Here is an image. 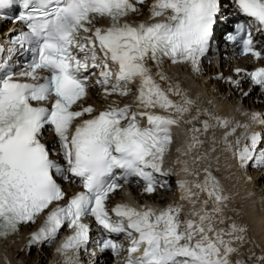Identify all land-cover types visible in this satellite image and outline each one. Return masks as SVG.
Wrapping results in <instances>:
<instances>
[{
	"label": "snow or ice",
	"instance_id": "1",
	"mask_svg": "<svg viewBox=\"0 0 264 264\" xmlns=\"http://www.w3.org/2000/svg\"><path fill=\"white\" fill-rule=\"evenodd\" d=\"M232 2L250 19L236 23L228 39L240 45L241 54L259 58L261 52L252 29L264 33V0ZM16 3L0 0V19ZM144 3L19 0L23 11L14 19L24 23L27 30H21L11 42L22 48L27 45L31 59L19 73L13 65L0 61V239L44 214L29 245L54 241L67 226L73 230L72 235L57 251L65 256L64 264H79L78 255L68 253L78 254L87 247L91 228L84 218L93 217L107 234L97 242L101 252L119 255L124 249L111 234H123L129 241L125 264H248L251 256L237 258L247 242V227L225 212L229 197L210 167H204L203 180L177 181L180 199L191 205L184 219L181 214L185 206L179 203L164 208L128 203H118L110 210L107 207L110 194L122 187L121 181L131 183L139 178L144 183L143 193L148 195L169 186V180L161 177L171 176L165 158L173 142V126L181 122L193 125L188 129L192 135L185 142V154H191L197 145L205 143L198 134L230 124L227 118L197 105L163 70L165 60L170 59L173 63L190 62L195 71H200V59L209 51L222 0H152L148 10L149 20L154 22L130 23L126 18L139 13L138 5ZM101 18L108 19L107 27L95 26ZM3 51L0 46V53ZM90 68L100 69L95 83L103 89L105 98L113 94L128 96L130 86L138 80L137 110L112 101L104 111L76 123L77 118L95 111L91 105L73 108L88 95ZM247 75L254 84L264 86V67ZM52 97L54 101L47 106L44 102ZM157 109L175 114H159ZM202 114L206 118L197 128L194 122ZM145 118L147 124L142 125L140 121ZM251 119L264 125V113L253 112ZM46 130L54 132L58 149L43 142ZM235 130L232 128V132ZM228 135L224 134V142L239 157L241 166L252 161L255 166H264V148L257 154L258 146L264 143V130L250 135L246 132L244 138L250 144L242 147L228 143ZM211 142L210 151H215V133ZM240 144L237 138L235 145ZM54 151L63 154L67 167L53 157ZM203 158L193 156L192 165ZM181 163L182 172L199 176L187 160ZM73 177L79 178L83 190L61 203L67 193L60 181ZM201 194L206 198L201 200ZM228 220L231 223L226 228L218 227ZM256 260L264 264V254Z\"/></svg>",
	"mask_w": 264,
	"mask_h": 264
},
{
	"label": "bare ground",
	"instance_id": "2",
	"mask_svg": "<svg viewBox=\"0 0 264 264\" xmlns=\"http://www.w3.org/2000/svg\"><path fill=\"white\" fill-rule=\"evenodd\" d=\"M151 2L152 0H145L143 5H138L140 12L130 14L126 19L130 23H137L139 21L151 23L152 21L149 20L150 12L148 10ZM99 21L103 23L104 19H100ZM6 31L7 28L3 29L0 25V36L5 35ZM263 56L264 53L261 52L260 58L262 60H259V63H264ZM250 63L251 61L248 57L241 56L236 60H220L218 62L220 67L218 71L212 66L202 64L198 72L192 68L191 63L169 62L163 65L164 72L171 77L173 82L179 83L181 88L197 102V105L211 110L217 116L227 118L230 124L227 128L216 127L208 133L198 134L205 141L204 145L202 147L197 145L191 154H185V142L192 135L188 129L193 125L181 122L185 132L184 138L180 142L174 143L173 148L168 152L171 155V159L167 165L169 166V164L172 165L174 163V172L178 174L175 177L170 176L171 183H169L168 188L173 191V195L171 197L165 196L164 193H161L163 192L162 190L156 195H144L136 185L131 186V190L134 193H138L141 203H146L156 208H164L169 204H184V212L181 214V218L184 219L191 205L187 201L180 199L181 190L179 184L175 183V180L176 178H179V180H203L205 175L203 171L204 167H210L213 175L223 185L224 194L229 197V200L226 202L225 212L246 225L248 230L247 242L241 247L237 258H248L251 256L248 259V264H257L256 257L264 254V166H255L254 161L250 162L247 166H241L239 157L233 155V149L228 148L223 139L225 133H230L227 137L228 143L233 144L234 147H242L248 142L244 138L246 132L250 135L252 131L264 127V125L251 119L253 112L262 113L264 109L261 93H258V88L249 89V83L245 76L236 72L238 68H251ZM153 71H155L154 66ZM229 77L240 81L239 85L231 83L228 79ZM136 83L138 85L139 81L137 80ZM131 86L134 87L133 85ZM245 93H248V95L245 96ZM137 95V87L132 88V91L126 97L111 95L105 98L103 90L92 91L86 104L91 105L95 111L89 114L87 118H91L96 112L108 108L112 101H116L121 107L124 104L132 105L133 110H137L135 107ZM171 98L174 100L179 99V97L174 96ZM156 111L159 114L165 113L160 109ZM167 114L174 115L175 113L170 111ZM192 114H195L194 110ZM205 118L202 114L200 120L194 122L195 127H202L201 121ZM79 122H82V119L76 121V123ZM243 125H249V127L245 129ZM232 128L236 129L235 132H232ZM213 133L216 136L215 151H210L213 147L211 142ZM237 138L241 141L239 146L235 145ZM178 148L181 151H177ZM206 153H210V155H205ZM196 155L203 156L204 158L199 160L196 165H192V157ZM166 158L168 157L166 156ZM184 160L189 162L190 167L199 171V176L181 171L183 166L181 161ZM111 197L115 198L114 201H118V199L123 197V194L121 191H117ZM204 198H206L205 195L201 194L200 199ZM230 223L231 220H228L224 225H218V227L226 228ZM34 229L35 225L33 224L22 225L16 233L12 234L5 241L0 242V264H64L65 256L58 252L54 248V245L52 246V253H50L51 249L47 248L45 244L40 246V250L37 253L31 250L36 245H29L26 241L30 238V233ZM253 252L255 253L254 256L251 255ZM46 256H48V259L45 261ZM85 262L87 264H99L94 258H88Z\"/></svg>",
	"mask_w": 264,
	"mask_h": 264
},
{
	"label": "rangeland",
	"instance_id": "3",
	"mask_svg": "<svg viewBox=\"0 0 264 264\" xmlns=\"http://www.w3.org/2000/svg\"><path fill=\"white\" fill-rule=\"evenodd\" d=\"M2 28H6V26H2ZM221 75H222V73L220 74V77H221ZM240 102H241V100H240ZM263 104H264V102H263ZM173 148V145H171L170 146V148H169V151L168 152H170L171 151V149ZM166 156L168 157V158H166V163L168 164V161L171 159V155L170 154H168V153H166ZM170 165V164H169ZM170 177H169V183H171V181H170ZM169 187V186H168ZM168 187H166V188H162L161 190L163 191V192H161V193H164L165 194V196H170L171 197V195H173L172 193H173V191L172 190H169V188ZM171 191V192H170ZM122 193V192H121ZM154 195V194H153ZM155 195H156V193H155ZM113 199H115V198H113ZM160 205V204H159ZM158 205V206H159ZM46 245V247L47 248H49V249H51L50 250V253H52L53 251H52V244L51 243H47V244H45ZM33 252H35V253H37L39 250H40V247L39 246H36V247H33L32 249H31ZM48 259V256H46L45 257V261Z\"/></svg>",
	"mask_w": 264,
	"mask_h": 264
}]
</instances>
